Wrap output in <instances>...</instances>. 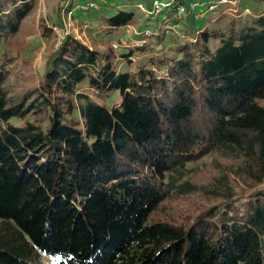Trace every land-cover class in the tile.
Segmentation results:
<instances>
[{
	"label": "trees",
	"instance_id": "obj_1",
	"mask_svg": "<svg viewBox=\"0 0 264 264\" xmlns=\"http://www.w3.org/2000/svg\"><path fill=\"white\" fill-rule=\"evenodd\" d=\"M125 1L107 34L139 22ZM36 5L0 0V264H264V10L220 6L177 30L172 8L146 18L122 70L111 48L67 36L24 86L19 37ZM212 157L247 191L183 209L223 191L189 181Z\"/></svg>",
	"mask_w": 264,
	"mask_h": 264
},
{
	"label": "rangeland",
	"instance_id": "obj_2",
	"mask_svg": "<svg viewBox=\"0 0 264 264\" xmlns=\"http://www.w3.org/2000/svg\"><path fill=\"white\" fill-rule=\"evenodd\" d=\"M86 1L87 0H76L75 3L84 4ZM96 2L98 6L97 10L85 13L76 12L69 19L67 17V13L74 6L73 0H37L36 8L24 21L19 37L28 47L20 56V58L24 60V64L21 63L18 66L22 71L19 75V79L24 86L29 85L32 81L34 83H38L44 74L46 59L58 48L59 44L67 36L74 37L90 50H97L103 53L111 48L113 63L117 69L122 70L128 68L126 60L121 58L122 54H124L128 48L140 45L137 37L141 35L142 30H145V35L150 34L151 29L147 27H149L151 23L144 27L143 20L150 17L152 19L154 17L137 9L138 11L136 10V12L139 15V22L135 26H130L131 32L126 33L123 29H118L112 31L110 34H107V27L104 23L105 18L115 14L119 10L130 11L134 9L132 5L133 2L125 0H96ZM146 2L148 3V1H145V4ZM243 5L247 6L250 10L255 7L258 10H264V0H258L256 1V4L251 0H246L243 2ZM225 10L230 17L234 18L236 16L235 12L230 11L228 8ZM210 15L212 19L217 17V14L213 12H211L208 16ZM240 16H242L243 20H247L249 18V15ZM223 24H225V22L220 24L211 23L209 24V27L212 28ZM54 26L62 28L63 33L67 34L63 37H61V35H57L51 29ZM42 28L49 29L51 34L43 37L41 35ZM120 41H126L127 44L115 51L113 49V45L120 43ZM169 44L170 40H166V47L169 46ZM156 48L157 50L160 49V47ZM131 60L133 61L134 59L131 58ZM119 102L120 97L115 95L107 99L105 101V105L107 107H112ZM230 166L229 162L215 157L205 160L203 163L194 165V167L191 165L188 166V168H192L189 181L195 184H201L210 190H213V185L223 184V191H217V193L221 194L211 197L210 199L190 196L185 200H175L176 203H178L183 209L194 210L196 207L201 205L217 203L224 199L227 195H231V197L235 198L241 193L246 192V187L239 180L236 179L234 181L235 175L232 173ZM259 188H264V182L259 186ZM172 206H174V204ZM41 260L42 264H58L59 257L41 255Z\"/></svg>",
	"mask_w": 264,
	"mask_h": 264
},
{
	"label": "built area",
	"instance_id": "obj_3",
	"mask_svg": "<svg viewBox=\"0 0 264 264\" xmlns=\"http://www.w3.org/2000/svg\"><path fill=\"white\" fill-rule=\"evenodd\" d=\"M76 0H73V7L68 11L67 17L70 19L71 16L76 12H87L95 11L98 9L96 0H87L84 4L75 3ZM145 1H148L150 7L147 8ZM246 0H137L135 7L141 11L145 12L147 15L154 18H160L162 22L167 20L165 12H168L172 8V16L176 23H170L167 26V29L177 30L181 23H185L186 19L191 17L194 20H202L207 17L211 12H214L218 7L228 8L230 11L237 13L240 11V15L248 16L251 14L250 9L243 5V2ZM131 27L127 26L122 28L124 32H131ZM53 32L57 35L63 37V29L54 26L51 28ZM127 43L126 41H120V43L114 44L113 49L116 51L119 48H122Z\"/></svg>",
	"mask_w": 264,
	"mask_h": 264
}]
</instances>
